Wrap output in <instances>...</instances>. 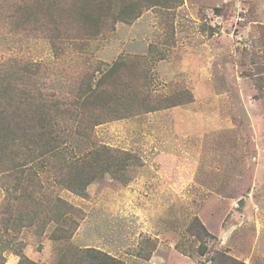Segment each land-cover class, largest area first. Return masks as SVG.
I'll return each instance as SVG.
<instances>
[{
	"label": "rangeland",
	"instance_id": "rangeland-1",
	"mask_svg": "<svg viewBox=\"0 0 264 264\" xmlns=\"http://www.w3.org/2000/svg\"><path fill=\"white\" fill-rule=\"evenodd\" d=\"M161 2L95 38L57 41V51L43 35L0 32V65L43 60L64 81L115 63L124 87L132 84L122 117L93 130L96 145L132 158L84 192L57 190L77 210L68 241L51 238L54 224L21 229L15 245L37 264H81L69 256L79 248L122 264H264V0ZM195 219L206 232L192 229ZM20 259L10 247L0 264Z\"/></svg>",
	"mask_w": 264,
	"mask_h": 264
},
{
	"label": "trees",
	"instance_id": "trees-1",
	"mask_svg": "<svg viewBox=\"0 0 264 264\" xmlns=\"http://www.w3.org/2000/svg\"><path fill=\"white\" fill-rule=\"evenodd\" d=\"M161 1L0 0V32L19 38L43 35L57 51V41L79 44L103 35L110 22L133 19L136 7L140 11ZM87 64L81 61L89 69ZM97 65L91 73L66 75L64 81L53 79L51 66L43 60L15 57L0 65V255L16 248L18 264H37L15 245L22 228H37L41 234L54 224L51 238L68 241L79 225L75 206L57 190L84 192L104 171L118 177L133 156L93 141L95 126L122 117L118 103L126 97L131 101L132 94V84L124 87L117 64L107 69ZM56 82H63L65 90L57 91ZM82 141L95 147L84 151ZM191 225L199 235L206 232L198 219ZM69 252L82 259L81 264H122L91 248Z\"/></svg>",
	"mask_w": 264,
	"mask_h": 264
}]
</instances>
